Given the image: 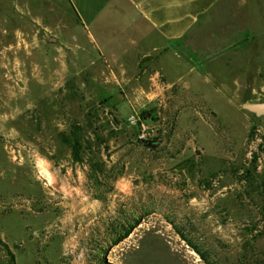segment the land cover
<instances>
[{
  "label": "rangeland",
  "instance_id": "rangeland-1",
  "mask_svg": "<svg viewBox=\"0 0 264 264\" xmlns=\"http://www.w3.org/2000/svg\"><path fill=\"white\" fill-rule=\"evenodd\" d=\"M217 11L121 69L67 0H0V264H264V0Z\"/></svg>",
  "mask_w": 264,
  "mask_h": 264
},
{
  "label": "crops",
  "instance_id": "crops-1",
  "mask_svg": "<svg viewBox=\"0 0 264 264\" xmlns=\"http://www.w3.org/2000/svg\"><path fill=\"white\" fill-rule=\"evenodd\" d=\"M76 26L117 68H136L164 55L235 0H67ZM242 4L247 0H240ZM164 63H167L164 61Z\"/></svg>",
  "mask_w": 264,
  "mask_h": 264
},
{
  "label": "trees",
  "instance_id": "trees-1",
  "mask_svg": "<svg viewBox=\"0 0 264 264\" xmlns=\"http://www.w3.org/2000/svg\"><path fill=\"white\" fill-rule=\"evenodd\" d=\"M148 148L151 149H157V143L155 141L153 142H148ZM73 151H74V157L76 158V160H79L80 158V145L78 143V139L76 137V141L73 147ZM176 230L178 232V234H180L181 238L186 241V243L198 254L200 255V257L204 260V262H208L207 259L202 255L201 251L190 241H188V239L181 233V231L176 227ZM130 231L125 232L116 242L115 244L120 243L121 241H123L128 235H129ZM104 264H108L106 262H104Z\"/></svg>",
  "mask_w": 264,
  "mask_h": 264
},
{
  "label": "water",
  "instance_id": "water-1",
  "mask_svg": "<svg viewBox=\"0 0 264 264\" xmlns=\"http://www.w3.org/2000/svg\"><path fill=\"white\" fill-rule=\"evenodd\" d=\"M246 110L259 116H264V103L246 105Z\"/></svg>",
  "mask_w": 264,
  "mask_h": 264
}]
</instances>
